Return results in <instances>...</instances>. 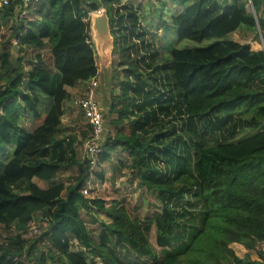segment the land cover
Here are the masks:
<instances>
[{
  "label": "trees",
  "instance_id": "obj_1",
  "mask_svg": "<svg viewBox=\"0 0 264 264\" xmlns=\"http://www.w3.org/2000/svg\"><path fill=\"white\" fill-rule=\"evenodd\" d=\"M247 1L232 0L228 4L220 0H174L184 11L173 16L170 23L163 17L157 22L158 26L164 25L165 58L170 64H154L159 55L156 53L149 55L154 62L146 64L153 70L146 72L147 75L140 68L146 57L137 56L133 63L123 66L125 79L122 78L121 85L136 77L130 90L133 95L118 96L111 102V114L117 115L110 121L115 137L109 141L110 135L103 144L96 167L87 159L76 161L73 166H60L26 164L17 157L33 155L70 140L60 138L64 106L72 99L69 89L84 88L80 96L83 98L89 82L99 76L89 13L100 10V3L90 0L85 8L83 0H40L31 11V15L40 17L39 22L25 18L6 31L8 42L18 43L21 49L25 45L38 50L50 46L53 64L48 68L42 57L38 62L28 63L21 57L13 59L9 49H4L0 56V226L17 232L12 242L0 247V264H33L32 259L36 264H47L53 251L57 254L54 260L65 258L69 264H98L97 259L100 264H120L106 246L94 240L88 228V224L97 223L93 205L100 207L104 202L89 200L83 193L91 175L104 179L100 169L113 159L111 151L126 153L124 166L137 172L140 185L153 193L162 206L160 212L147 217L155 224L156 243L163 250L162 255H156L140 222L129 212L131 203L112 201L110 209L105 211L111 221L106 227L121 243L139 256L153 258L152 264H264L251 258L242 259L232 248L234 244L243 245L249 251H257L259 259L264 261L261 250L264 245V49H254L229 38L239 29L255 28L257 24L264 36V0H251L256 18L247 11ZM161 5L165 6L163 2ZM108 13L112 26L110 8ZM14 15L13 6L0 8V29ZM129 18L133 22L125 31L130 39L138 35L140 26L135 13L130 12ZM170 30L177 36L173 43L167 36ZM161 73L164 74L162 85L168 90L160 96L157 86L145 90L147 76L157 81ZM120 76L119 72L115 75L118 79ZM176 91L178 96L173 94ZM46 97L52 101L47 114L39 126L28 132L21 125L23 117L41 118L40 108ZM161 98L166 104L179 98L191 118L218 116L231 124L230 139L216 145L219 165L211 174L195 178L182 173L169 182L155 180L147 174L144 150L149 146L141 141L138 132L143 125L136 123L127 134L123 123L130 118L131 109L141 115L151 114ZM159 110L163 113L168 108L163 104ZM240 129L257 131L238 139ZM10 146L16 148L14 155L4 161ZM74 167L78 174L73 183L54 182L63 170ZM34 178L48 183V189L31 183L28 193L12 194L13 183ZM191 189L196 190L201 206L199 222L192 227L187 240L177 249L169 250L179 245L181 224L167 198H182ZM35 216H40L47 225L37 240L46 245L39 249L23 239ZM71 238L78 240L79 251H72ZM84 250L89 260L84 258Z\"/></svg>",
  "mask_w": 264,
  "mask_h": 264
},
{
  "label": "rangeland",
  "instance_id": "obj_2",
  "mask_svg": "<svg viewBox=\"0 0 264 264\" xmlns=\"http://www.w3.org/2000/svg\"><path fill=\"white\" fill-rule=\"evenodd\" d=\"M88 1L90 0H83L85 8L88 5ZM97 1L100 3L101 9H107V11L109 8L111 9L112 19L114 21L112 26L110 23V26L112 35L114 39H116V42L114 43L115 49L112 55V63L108 68V74L110 76L108 77V81L106 80V83L104 80L100 82V87L96 93L98 95L97 99L101 103V107L105 113L106 131L103 144H106L110 135L111 139H109V141L115 137L114 128L110 124V121L115 119L117 115L111 114V102L118 96H132L133 94H131L130 90L134 88L133 85L136 82V77L132 76L131 81L129 80V82H125L121 85L120 82L122 78L125 79L124 75H122V70L126 67L123 66L128 62L133 63L134 58L137 56L138 58L146 57V63L140 64L141 71L143 74H146V72L152 73V67L147 68L146 64H153L154 61L150 60L149 55H155L156 53L159 55L156 57L154 64L158 66L164 64L169 66V59L165 58L167 57V51L164 49L166 45L163 40L165 34L164 25L161 23V26H158L157 22L160 17H163L164 21L170 23L173 16H177L184 11V7L176 4L174 0H161L165 6H162L161 2L158 0ZM220 1L229 4L232 0ZM248 11L251 12L250 10ZM130 12L135 13L138 16L137 24L140 26V29L137 31L138 35L135 34L134 37L132 36L129 39L125 28L133 22L131 18H129ZM17 17L18 13L15 12V15L12 18L4 21L2 28L0 29V56L5 52L4 49H9L11 50L13 59H16L12 49L15 43L11 45L8 42L6 31L20 23V19H17ZM27 19L29 22H39L41 20L40 17L35 16L34 14L30 15ZM168 33V40L170 43H173L174 40L177 39V36L172 30ZM229 38L241 44H249L254 49H264L263 30L259 24H257L255 28H241L231 34ZM148 45H151V48H149ZM184 45H187V43L185 42ZM189 45L193 46L192 43H189ZM38 54L41 55L38 56ZM17 57L23 58L26 63H28V61L38 62L39 57H42L48 68L52 67L53 64L51 48L48 45L40 50L31 45H25L23 49L19 48ZM97 60L100 69L101 66L98 55ZM1 62L2 59H0V63ZM26 67L30 68L31 66ZM118 72L119 75H121V79L115 77ZM171 75L172 69L169 71V76ZM163 76V73L158 74L157 81L151 79V76H147V83L144 87L145 90H151L154 86H157L159 87V90L157 91L159 96L166 92L168 88L163 87L162 85ZM1 91L3 92V89H1ZM83 92L84 88H81L80 91L73 94L72 99L69 102L70 109L67 108L63 118L65 121L64 125H66L65 128H68L69 120L73 117L77 123L76 128L78 129L76 130L78 136L80 135L77 142V148L79 147V151L75 158V161L77 162H82L86 159L84 141L90 135L88 121L85 119L80 109L77 108L78 106L76 104L81 98L80 96ZM173 94L178 96L179 92L176 91ZM164 100V98H161L160 101L154 105L156 109H153L151 114L141 115L140 113H136L135 109H131V119L127 118L123 123V129L127 134L131 133V130H134L136 123L143 125L138 132L140 133L141 141L149 146L144 150L145 155L147 156V174L155 180L163 182L172 181L182 173H187L195 178H199L201 175L211 174L213 168L219 165V160L215 156L216 145L219 142L230 139L228 130L231 129V124L218 116L191 118L186 114L183 102L179 101V98L172 100L169 104H166V101ZM163 104L168 108V111L162 113L159 108L160 105ZM27 119L31 121L32 117ZM130 120L133 122L132 125L129 123ZM33 125H35L34 121L28 123L29 127H32ZM256 131L257 130L254 129H240L237 138L239 139L251 135L256 133ZM12 151L13 149L9 150L10 153ZM111 152L113 159L111 158L100 169L104 172V179L101 180L95 175H91L89 182L86 185L87 187L84 190L86 191V194L83 192L89 200L104 202L100 207L93 205L94 213H96L94 214V218L97 223L88 224V228L91 231L94 240L98 244L106 246L109 251L116 256L120 264H152L154 262L153 258L139 256L130 247L121 243L117 236H112L106 227L111 221L107 217L105 211L107 208L110 209L112 201L121 200L131 203L129 206L130 214L133 217H136L140 222L155 254L162 255L163 250L159 248L156 243L157 235L155 224L152 221L150 222L147 220V217L154 216V214L162 210L161 202L153 193L147 191V188L140 185L141 180L137 176V172L133 171L134 169L132 170L124 166L127 164L128 158L126 153L121 151ZM7 156L8 155L3 157L4 161ZM121 160H123V164L120 163ZM77 174L78 172L75 167L65 169L56 178V183L69 185L73 183V179ZM47 184H43V188L48 189L49 184ZM26 188H29V186L21 184L18 190L21 194H25ZM253 191L257 192L256 189ZM12 194L16 195L17 192L12 191ZM167 202L176 212L181 224L178 232L180 238L179 245L169 249L174 250L189 238L192 227L199 222L198 214L201 206L196 197L195 189L186 192L182 198L168 197ZM85 219L88 220V217L86 216ZM41 220L42 218L40 216H35L29 230L23 233V239L29 240V244H36L37 249L46 245V243L43 244L37 242L40 235L47 227V225ZM16 234L17 232L14 229L6 230L3 226H0V247L7 246L12 242L13 237ZM71 241L72 251H79L81 248L78 240L71 238ZM232 248L242 259L251 258L258 262H264L259 259V253L257 251H249L243 245L238 244L233 245ZM261 250L264 254V245H262ZM83 252L85 253L86 251L84 250ZM54 256H57L55 251L52 252L47 264H69L65 258L58 259L59 261L54 260ZM85 257L89 260L88 253L84 254V258ZM31 262L36 264L34 259H32ZM96 262L100 264L99 259H97Z\"/></svg>",
  "mask_w": 264,
  "mask_h": 264
},
{
  "label": "crops",
  "instance_id": "obj_3",
  "mask_svg": "<svg viewBox=\"0 0 264 264\" xmlns=\"http://www.w3.org/2000/svg\"><path fill=\"white\" fill-rule=\"evenodd\" d=\"M99 77H100V72H99V76L97 79H99ZM78 91H80L79 87L74 88V89H69V92H71L72 96H73V94H75V92H78ZM51 102H52L51 99L47 98V97L43 100L42 106L40 108V110H41L40 112H41L42 117L39 119L32 118V120H31V121L35 122V125H33L32 127L28 126V123L31 121L28 120L27 118L32 117V116H27V117L24 116L22 119L21 125L24 126L28 132H32L37 126H39L42 123L44 116L47 114V112L50 108ZM64 107H65V111L67 110V108L70 109L69 103H66ZM70 111H73V110H70ZM74 119L75 118L73 117V118H71V120H69L68 128H65L66 127V125H64L65 121H64V119H62V125H61L62 130H61V137L60 138L61 139L69 138L70 140L63 142L59 145H55L53 147H48V148H46V149H44L38 153H35L33 155L22 154L17 158L22 163L33 164V165H40V164H51V165H60V166L73 165L76 162L75 158H76V155L78 154V151H79V149H78L79 147L77 148V142L80 138V135L78 136V134H77L76 129H78V128H76L77 123ZM62 136H63V138H62ZM10 149H13V151L11 153L9 152ZM15 149H16L15 146H10L8 148L6 155H8L9 157H12L14 155ZM53 180H54V182H56V178ZM31 183L37 185L39 188H41L43 190H46V188H43V184H45L46 182L41 181L37 178H34L31 181L24 179V180L18 181L16 183H13L11 185V190L17 192L16 195H19V194H21V192L18 190L19 186L21 184H25V185L30 186ZM48 187H49V185H48ZM28 192H29V188H26V193H28ZM238 245H240V244H238Z\"/></svg>",
  "mask_w": 264,
  "mask_h": 264
},
{
  "label": "built area",
  "instance_id": "obj_4",
  "mask_svg": "<svg viewBox=\"0 0 264 264\" xmlns=\"http://www.w3.org/2000/svg\"><path fill=\"white\" fill-rule=\"evenodd\" d=\"M39 2L40 0H0V8L13 6L14 11L18 13V18L22 20L31 15V11ZM247 8L251 12L247 11L256 18V11L251 0L247 1L246 9ZM95 12H99V10ZM91 14L92 13H89L90 16ZM99 87L100 83L97 78L91 80L88 84L85 97L80 98L76 102L90 127V135L84 141V151L89 164L94 167H96L98 156L103 150V141L106 131L105 113L96 94ZM84 193L86 194V191H84Z\"/></svg>",
  "mask_w": 264,
  "mask_h": 264
},
{
  "label": "water",
  "instance_id": "obj_5",
  "mask_svg": "<svg viewBox=\"0 0 264 264\" xmlns=\"http://www.w3.org/2000/svg\"><path fill=\"white\" fill-rule=\"evenodd\" d=\"M91 38L93 44L96 46V53L101 66L99 69L100 77L98 81L100 83L104 80L106 83V80L108 81V77L110 76L108 74V68L112 63V55L115 49V39L112 35L110 17L107 9H100L99 12H92ZM19 48V44L15 43L12 48L15 57H17Z\"/></svg>",
  "mask_w": 264,
  "mask_h": 264
}]
</instances>
